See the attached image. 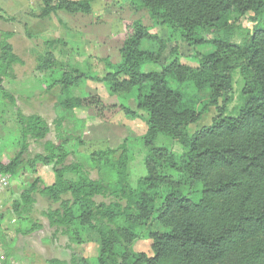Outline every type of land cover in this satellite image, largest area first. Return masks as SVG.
I'll list each match as a JSON object with an SVG mask.
<instances>
[{
  "label": "trees",
  "instance_id": "obj_1",
  "mask_svg": "<svg viewBox=\"0 0 264 264\" xmlns=\"http://www.w3.org/2000/svg\"><path fill=\"white\" fill-rule=\"evenodd\" d=\"M92 1L41 0L35 16L44 19L59 10L89 14ZM129 1L188 46L210 43L215 51L194 49L190 58L196 65L182 63L174 47L165 55L169 41L135 21L119 49V60L102 59L106 73L93 79L106 83L110 95L132 94L136 110L146 116L147 131L141 140L146 174L132 186L127 181V140L94 149L86 163L69 161L73 152L67 146L83 142L64 124L67 115L82 108L96 114L109 108L130 116L136 112L126 105L104 103L98 96L72 95L83 74L58 65L53 50L59 40H51L44 42L47 52L37 68L51 71L60 66L45 86L60 89L63 98L55 104L60 113L52 127L42 116L26 114L16 96L4 88V79L13 77L14 66L24 62L14 53L13 33L0 31V99L16 111L20 125L19 150L7 163L0 162V178L22 171L35 174L12 200L11 213L28 225L23 233L30 234L42 229L32 217L37 197L56 204L42 211L53 235L66 237L71 249L81 241L82 232L96 234L97 264H112L117 250L133 258L126 264H264V0ZM249 12L254 25L244 32L237 20ZM144 41L155 43L158 50L142 49ZM147 64L159 69L142 70ZM235 71L244 77V102L231 116L226 111ZM210 108L215 110L211 122L190 132L188 126ZM51 133L42 152H30L32 141ZM159 133L177 140L186 151L175 155L155 145ZM38 165L51 167L52 183L45 184L36 175ZM163 165L185 177L187 191L175 176L159 172ZM210 174L214 176L209 178ZM201 182L204 189L198 195ZM141 239L151 241V255L133 250ZM0 242L11 258L2 234ZM45 264L88 261L72 250L67 258H49Z\"/></svg>",
  "mask_w": 264,
  "mask_h": 264
},
{
  "label": "rangeland",
  "instance_id": "obj_2",
  "mask_svg": "<svg viewBox=\"0 0 264 264\" xmlns=\"http://www.w3.org/2000/svg\"><path fill=\"white\" fill-rule=\"evenodd\" d=\"M41 5V0H0V31L13 33L10 42L14 53L24 62L22 65L14 66L13 77L4 79V88L16 96L19 106L26 114H38L52 127L56 114L60 113V109H57L55 104L63 97L58 87L46 90L45 86L51 77L56 76V69L60 66L51 71L39 70L37 66L43 54L47 52L45 40L59 36L61 38L59 41H63L64 46L59 42L53 50L58 65L73 68L83 74V79L77 88L71 90L72 95L98 96L104 103L116 107L119 104L126 105L136 112V116H130L118 108H109L96 114L92 109L82 108L67 115L65 129L80 135L83 142L81 145L72 142L67 146V150L73 152V156L68 160L86 163L94 149L116 147L125 139L128 144L127 181L135 186L137 179L146 174L145 150L141 144L147 131L146 116L136 110V102L132 94L110 95L106 83L93 79L103 77L106 73L102 59L109 57L112 62L118 61L119 49L124 38L130 34L132 23L135 21L147 26L150 33L169 41L164 51L165 55L171 47H174L179 60L191 66L196 65L190 58L194 49L201 53H210L215 51V46L210 43L197 48L188 46L175 32L172 33L166 26L155 23L145 9L135 8L129 0H93L92 12L89 14H69L59 10L56 16L52 15L44 19L35 16L39 13ZM252 17L253 14L249 12L237 20V24L244 28V32L254 25ZM141 48L152 52L158 50L155 43L147 41L142 43ZM151 69H159V66L147 64L142 67L144 71ZM232 86V100L226 111V115L231 116L236 115L244 102L242 94L244 77L239 71L233 73ZM214 115L213 108L205 111L201 120L188 126L190 132L208 125ZM52 136L51 133L42 141H32L29 146L30 152L33 154L42 152L43 142L51 139ZM19 142L20 125L17 113L0 99V162L7 163L17 153ZM155 145L164 146L175 155H182L186 151L177 140L162 133L158 134ZM37 168L36 175L41 177L45 184L53 182L54 176L50 166L38 165ZM159 172L175 176L181 188L187 191L185 177L177 174L174 169L163 165ZM212 176L214 174H210L209 178ZM34 177L35 174H30L28 171H22L12 178L7 177L5 192L0 194V234L4 236L5 245L13 253L10 255L11 259L16 264H45L46 259L67 258L70 251L76 250L87 259L88 264H97L96 234L89 231L82 232L81 241L68 249L66 237L60 234L53 235L54 229L42 215V211L50 206H56L43 197H37L32 212V217L42 225V229L30 234L23 233L28 225L14 217L10 206L12 200L18 198L25 185ZM203 186L204 183L201 182L197 187L198 195L204 189ZM18 229L21 231L17 232ZM154 229H161V226L154 225ZM150 246L149 239H141L133 244V250L151 255ZM128 261L131 263L133 258L123 255L121 250H117L111 259L112 264H126Z\"/></svg>",
  "mask_w": 264,
  "mask_h": 264
},
{
  "label": "built area",
  "instance_id": "obj_3",
  "mask_svg": "<svg viewBox=\"0 0 264 264\" xmlns=\"http://www.w3.org/2000/svg\"><path fill=\"white\" fill-rule=\"evenodd\" d=\"M6 178L7 177L5 176L0 178V194L5 192L6 187L4 186L5 184H7ZM0 207H1V203H0ZM0 264H16L13 259H11L10 257L9 258L6 257L1 242H0Z\"/></svg>",
  "mask_w": 264,
  "mask_h": 264
},
{
  "label": "crops",
  "instance_id": "obj_4",
  "mask_svg": "<svg viewBox=\"0 0 264 264\" xmlns=\"http://www.w3.org/2000/svg\"><path fill=\"white\" fill-rule=\"evenodd\" d=\"M47 18H49V17H47ZM57 21L59 22V19H57ZM77 34H79V35H81V33H79V32H77ZM87 34V33H86ZM59 39H61L59 36L58 37H56L55 39H52V40H59ZM45 41H51V40H45ZM64 41H66L67 42V40H64ZM60 43L59 44H61L62 43V45L61 46H64L63 45V41L61 42V41H59ZM44 55V54H43ZM119 60V59H118Z\"/></svg>",
  "mask_w": 264,
  "mask_h": 264
}]
</instances>
